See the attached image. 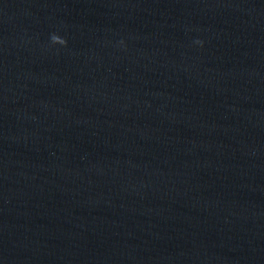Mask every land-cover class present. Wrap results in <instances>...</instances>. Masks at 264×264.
Masks as SVG:
<instances>
[{
	"label": "water",
	"instance_id": "water-1",
	"mask_svg": "<svg viewBox=\"0 0 264 264\" xmlns=\"http://www.w3.org/2000/svg\"><path fill=\"white\" fill-rule=\"evenodd\" d=\"M0 264H264V0H0Z\"/></svg>",
	"mask_w": 264,
	"mask_h": 264
}]
</instances>
